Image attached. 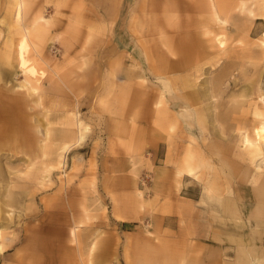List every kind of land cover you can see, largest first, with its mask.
Wrapping results in <instances>:
<instances>
[{"label": "rangeland", "instance_id": "rangeland-1", "mask_svg": "<svg viewBox=\"0 0 264 264\" xmlns=\"http://www.w3.org/2000/svg\"><path fill=\"white\" fill-rule=\"evenodd\" d=\"M12 4L0 264H264V159L243 141L264 93V0H27L24 23L48 18L37 93L6 57ZM76 113L83 138L58 167Z\"/></svg>", "mask_w": 264, "mask_h": 264}, {"label": "bare ground", "instance_id": "bare-ground-1", "mask_svg": "<svg viewBox=\"0 0 264 264\" xmlns=\"http://www.w3.org/2000/svg\"><path fill=\"white\" fill-rule=\"evenodd\" d=\"M13 2L14 5L12 4V6H14V13L12 12V24L17 28V30H15L17 32L14 33L15 37L14 40L12 38L13 42L7 45V50L9 53H7V50L5 51L6 57L9 55V59L11 55L16 61L17 68L20 70L21 74L24 75V81L19 83L17 87H25L31 93H37L41 86L40 79L46 75V72L44 69L38 66L36 58L31 55V49L38 48L37 46L39 44L36 42L35 38L38 36L40 28L48 21V18L44 16L41 11H39L34 15L30 22L24 23L23 12L27 5V0H13ZM216 38L219 46L225 45L226 39L223 34H216ZM254 103V116L256 117V120L253 127V133H244L243 141L252 156H262L261 158L264 159V93L258 99H256ZM75 118V123L80 127L77 129L78 134L75 142H64L62 145H60L59 150H51L49 152V155L53 156L52 158L57 160L58 167L64 166L66 164L67 152L74 144L80 142L83 138L82 131H80L82 122L80 118H78L77 113L75 114ZM45 139V133H43V136L40 139L41 146L43 148H46ZM47 152L48 151H46V153ZM186 166L188 171H192L194 168V164L189 160H187ZM70 233L73 236H76L75 227L70 230ZM4 239L5 238H3L0 228V253L4 252L8 245Z\"/></svg>", "mask_w": 264, "mask_h": 264}, {"label": "crops", "instance_id": "crops-1", "mask_svg": "<svg viewBox=\"0 0 264 264\" xmlns=\"http://www.w3.org/2000/svg\"><path fill=\"white\" fill-rule=\"evenodd\" d=\"M3 4H5V3H1V5H3ZM3 9H0V22H1V18L2 17H4L5 16V14H4V12H5V8H4V6L2 7ZM13 19V18H12ZM13 21V20H12ZM5 35H7V31L6 30H3V36L1 37L2 39H4L5 38ZM1 39V40H2ZM187 134H189V133H193V134H195L196 135V133L195 132H186Z\"/></svg>", "mask_w": 264, "mask_h": 264}]
</instances>
